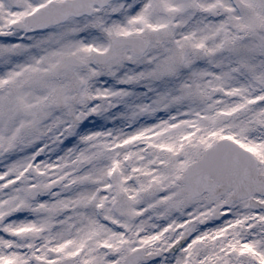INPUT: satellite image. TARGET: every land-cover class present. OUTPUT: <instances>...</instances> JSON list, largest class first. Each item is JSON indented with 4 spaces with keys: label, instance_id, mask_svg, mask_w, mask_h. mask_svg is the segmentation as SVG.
Listing matches in <instances>:
<instances>
[{
    "label": "snow or ice",
    "instance_id": "1",
    "mask_svg": "<svg viewBox=\"0 0 264 264\" xmlns=\"http://www.w3.org/2000/svg\"><path fill=\"white\" fill-rule=\"evenodd\" d=\"M0 264H264V0H0Z\"/></svg>",
    "mask_w": 264,
    "mask_h": 264
}]
</instances>
